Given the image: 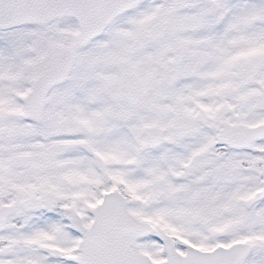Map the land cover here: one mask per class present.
I'll return each mask as SVG.
<instances>
[{
  "label": "snow or ice",
  "instance_id": "obj_1",
  "mask_svg": "<svg viewBox=\"0 0 264 264\" xmlns=\"http://www.w3.org/2000/svg\"><path fill=\"white\" fill-rule=\"evenodd\" d=\"M0 264H264V0H0Z\"/></svg>",
  "mask_w": 264,
  "mask_h": 264
}]
</instances>
